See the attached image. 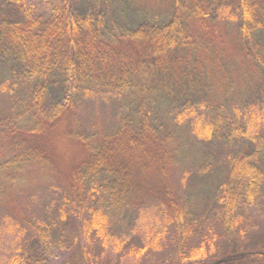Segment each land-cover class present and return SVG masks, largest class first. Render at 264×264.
<instances>
[{"label":"rangeland","instance_id":"obj_1","mask_svg":"<svg viewBox=\"0 0 264 264\" xmlns=\"http://www.w3.org/2000/svg\"><path fill=\"white\" fill-rule=\"evenodd\" d=\"M247 1L254 17L244 34L239 0H70L71 15L98 25L99 34L122 52L111 51L105 62L79 63L76 70L83 77L70 92L72 110L42 138L23 145L14 147L13 137L35 127L37 116L51 118L62 104L65 74L60 67L50 73L41 115L27 107L25 92L0 95V223L11 215L24 225L40 220L49 227L45 247L26 232L21 243L27 264H171L179 251L201 243L213 245L211 257L240 255L242 261L247 254L264 252V182L258 192L243 189L238 195L229 178L230 162L244 157L264 179V141L239 138L230 124L235 108L264 104V0ZM224 7L236 13L235 21L219 17ZM26 18L15 0H0V23L21 25ZM175 18L178 30L167 42V56L147 54L152 37ZM16 59L0 48V85L15 84L21 75ZM86 89L111 92V97L87 98ZM187 107L209 115L215 128L210 141L197 140L187 122L175 120ZM125 133L124 143L120 135ZM133 151L139 155L136 167L128 158ZM149 155L164 162L167 179L162 183L184 216L186 234L170 227L161 250L148 252L140 262L127 257L130 247L141 245L137 237L131 236L118 254L104 251L93 237L85 243L83 201L86 209L108 215L111 235L117 237L130 236L138 209L160 197ZM121 156L129 162L127 172V166L117 164ZM76 168L84 178V193L94 191L82 202H75L69 191ZM224 193L239 197L229 199L226 214L220 202ZM237 218L239 224H232Z\"/></svg>","mask_w":264,"mask_h":264},{"label":"trees","instance_id":"obj_2","mask_svg":"<svg viewBox=\"0 0 264 264\" xmlns=\"http://www.w3.org/2000/svg\"><path fill=\"white\" fill-rule=\"evenodd\" d=\"M15 1L24 7L27 18L25 23L21 25L0 23V48L6 49L10 54L17 56L15 62L21 75L16 77L15 84H11L9 81L1 84L0 95H5L14 90L15 93L18 91L25 92L22 96L25 99V103L28 99L27 107L34 109L38 115H41L46 88L48 83H50L49 75L54 68L58 67L62 68L65 74V94L62 104L56 107V112L51 118L47 119L42 116L43 119L41 120V116H37L38 122L35 123V127L31 126L27 130L20 131L16 138L13 137L14 147L19 144L23 145L28 139L42 138V135L44 136L53 127V122L60 121L64 115L72 110L73 96L70 92L75 89L78 79L83 77V73H77L76 70L79 63L81 65L91 64L97 61V58L105 62L110 59L111 51L122 52L121 48L113 49L109 41H106L99 34L98 25L91 27L89 21H77L71 15L70 0ZM238 12L239 16H241L242 32L248 34V26L253 22L254 8L247 0H239ZM218 15L220 18L229 21L237 19L236 13L227 7L220 8ZM178 25V19L175 18L163 33H158L152 37L146 53L151 56H157L158 59H162V56H167L169 52L166 49L167 42L172 40L171 37L177 32ZM205 29L208 33L209 29ZM249 53L254 59L253 51L250 50L248 51ZM244 54L246 55L247 53L244 52ZM122 84L128 85L127 82ZM119 92H122V90H119ZM114 93L118 94V90ZM84 94L87 98L103 99L105 96L111 97V92L103 93L93 89L84 90ZM118 96H120V93ZM175 120L178 123L187 122L190 133L197 140L210 141L213 138L214 124L209 115L203 110L187 107L176 115ZM230 124L235 127V130H238L236 136L239 138L253 144L264 141V104L251 105L242 111L235 108ZM146 131L145 136L148 135L150 137L148 140L151 141L153 138L151 132L147 129ZM123 135H120L121 141L125 143L126 136L129 135L127 133ZM6 136L11 137L10 134ZM116 143H119V139H117ZM158 146L161 145L158 144ZM107 156L109 157V153H107ZM125 158L123 156L118 157L117 164L126 167L129 162ZM128 158L131 160L130 163L136 167L139 159L138 153L133 151L131 158ZM148 159L153 165L154 175L155 172L158 173L162 194L149 204L143 205L138 209L133 227L130 230V236H112L108 215L99 209H86L87 203L82 198L85 195L88 198L89 193L94 191L91 189L88 193H84V178L79 174L77 168L71 172L70 177L72 180L69 191L77 198L75 202L83 201V207H80L79 211L83 212L82 210L84 209L88 215V218H80L81 238L85 243L90 242L91 237H93L99 241L104 251L112 249L118 254L122 253L131 236L137 237L141 245L139 247H130L127 257L132 261L140 262L148 252L161 250L170 227L176 226L178 234H186L188 230L185 232L187 224L184 216L179 211L174 198L168 192V185L162 183L166 182L167 179L164 162L161 159V161L156 158V160L153 159L151 155L148 156ZM106 160L108 161L110 158ZM230 166L229 178L236 187L235 194L239 195L243 189L251 193L258 192L264 179L250 165L247 158L242 157L237 161H231ZM124 169L127 172L128 166ZM156 182L157 180L154 177V185ZM232 197L239 198L230 196L228 193H224V196L220 198V202L227 209L225 214L228 211V205L231 204L229 199ZM239 220L240 218L235 219L232 224H239ZM27 231L32 232L33 236L39 239L41 245L47 246L49 227L43 221L34 220L24 225L11 215L2 217L0 223V264H27V254H23L21 243ZM213 254L214 247L212 244L206 246V244L201 243L187 252L179 251L171 264H239L242 261L258 262L264 260L263 251L247 254L242 261L239 260L242 259L240 255L234 259V255L211 257ZM84 256L86 258L89 257L88 251H84Z\"/></svg>","mask_w":264,"mask_h":264}]
</instances>
